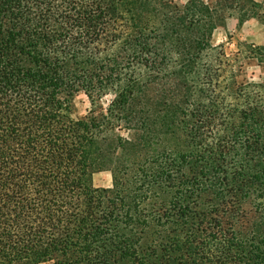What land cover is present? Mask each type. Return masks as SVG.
I'll return each mask as SVG.
<instances>
[{"label": "trees", "instance_id": "trees-1", "mask_svg": "<svg viewBox=\"0 0 264 264\" xmlns=\"http://www.w3.org/2000/svg\"><path fill=\"white\" fill-rule=\"evenodd\" d=\"M260 8L0 0V264H264V99L210 40Z\"/></svg>", "mask_w": 264, "mask_h": 264}, {"label": "rangeland", "instance_id": "rangeland-1", "mask_svg": "<svg viewBox=\"0 0 264 264\" xmlns=\"http://www.w3.org/2000/svg\"><path fill=\"white\" fill-rule=\"evenodd\" d=\"M177 4H182L186 0H174ZM261 4L260 10H264V0H257ZM211 43L213 46H221L219 51L220 57L223 58L222 68L218 69L219 74L228 73L231 64L236 59L238 62L235 71H240L241 76L245 78L246 91L256 94L258 98L264 99L260 84H264V64H256V61L249 56L248 46L264 45V21L256 17H250L246 20H239L236 13L227 14L223 25H219L213 30L211 35ZM223 55V56H222ZM211 54L210 57H212ZM241 64V67H238ZM223 82L220 80L218 89H222ZM111 98V95H105L101 99L105 104ZM230 100V97H228ZM89 108V100L83 93L78 94L74 99L75 114L80 115ZM182 123H177L172 134V145L179 150H186L188 137L185 131L181 130ZM93 184L95 186L111 185V174L109 171H100L93 175ZM259 204L264 206V196L257 199ZM48 264V263H43Z\"/></svg>", "mask_w": 264, "mask_h": 264}]
</instances>
